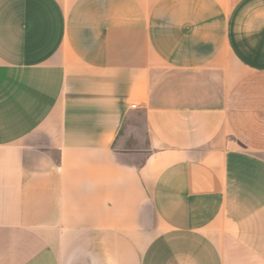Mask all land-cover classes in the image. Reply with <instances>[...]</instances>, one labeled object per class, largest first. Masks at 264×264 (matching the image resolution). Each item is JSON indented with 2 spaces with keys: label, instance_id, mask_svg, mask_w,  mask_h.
<instances>
[{
  "label": "crops",
  "instance_id": "1",
  "mask_svg": "<svg viewBox=\"0 0 264 264\" xmlns=\"http://www.w3.org/2000/svg\"><path fill=\"white\" fill-rule=\"evenodd\" d=\"M0 264H264V0H0Z\"/></svg>",
  "mask_w": 264,
  "mask_h": 264
}]
</instances>
